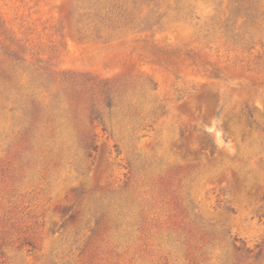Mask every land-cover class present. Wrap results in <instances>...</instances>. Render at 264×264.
<instances>
[{"label":"rangeland","instance_id":"rangeland-1","mask_svg":"<svg viewBox=\"0 0 264 264\" xmlns=\"http://www.w3.org/2000/svg\"><path fill=\"white\" fill-rule=\"evenodd\" d=\"M0 264H264V0H0Z\"/></svg>","mask_w":264,"mask_h":264}]
</instances>
